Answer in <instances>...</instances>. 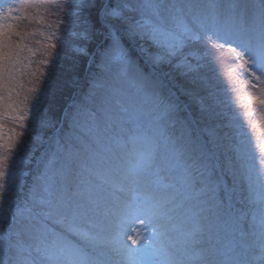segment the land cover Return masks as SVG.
Returning <instances> with one entry per match:
<instances>
[{"label":"snow or ice","instance_id":"6c2138e0","mask_svg":"<svg viewBox=\"0 0 264 264\" xmlns=\"http://www.w3.org/2000/svg\"><path fill=\"white\" fill-rule=\"evenodd\" d=\"M28 7L35 5L0 0V34ZM69 7L71 19L58 21L64 25L61 35L71 37L76 54L89 57L90 48L96 50L88 63L100 72L89 99L101 105L110 146L103 154L93 151L82 137L46 121L43 127L52 134L36 138L31 183L23 168L27 155L9 170V156L0 154V264H264V155L238 148L247 195L235 172L229 189L223 180L211 179L198 146V121L185 115L193 108L201 117L208 112L202 70H214L225 53L264 84V0H242L225 11L194 0H74ZM165 68L182 82L169 80ZM124 84L134 92H126ZM248 99L264 105V98L249 94ZM39 103L37 97L33 107ZM4 107L8 111H0V121L7 116L25 127L28 112L19 113L11 102ZM89 115L96 120L95 113ZM260 125L264 133V115ZM22 135L14 129L6 133L0 123V149L19 152L16 137ZM259 148L264 153V144ZM222 188L227 202L218 195ZM236 197L235 203L251 212L250 221L249 211L235 207ZM133 214L150 226L144 242L125 230V217ZM181 217L197 222L192 235L208 236L200 241L207 247L187 259L171 238ZM221 234L231 239L213 245L211 237L219 240Z\"/></svg>","mask_w":264,"mask_h":264},{"label":"rangeland","instance_id":"374dc122","mask_svg":"<svg viewBox=\"0 0 264 264\" xmlns=\"http://www.w3.org/2000/svg\"><path fill=\"white\" fill-rule=\"evenodd\" d=\"M28 2L35 7L24 9L20 13L22 19L12 21L14 27L0 34V97H2L0 111H8L4 106L11 102L19 113H29L28 119L23 121L25 125L23 128L20 127L19 121H14L7 116L0 121L3 123L6 133L11 129H14L16 133H23L22 136L16 137L19 152L13 149L12 153L8 154L0 149V154L9 156L7 160L9 170H12L14 160L21 159V154L22 156L29 154L23 168L29 173L26 177L27 182L31 183L32 176L36 171L35 157L39 155V152L36 151L39 141L36 138L41 137L47 140L52 134L43 127L46 121L55 122L57 128H63L65 133H72L73 137H82L93 151H98L101 154L104 153L106 147L110 146L111 131L101 111L99 101L93 102L89 99L93 77L100 72L96 65L88 63L95 50L89 52L85 71L80 77L81 84L77 88L81 90L80 95L75 98V94L72 93V100L68 102V108L65 107L62 110L58 119L55 115H50L47 108L46 110L45 108L41 109L40 103L33 107L35 99L44 94L46 74L50 71L53 58L60 54L67 59L73 52L72 49L75 45L71 37L61 35L64 25L58 24V21L67 22L71 19L67 13L72 9L66 4L70 6L74 0H28ZM194 2L202 5L216 3L221 6V11H225L228 5L242 2V0H194ZM247 2L251 3L252 0H247ZM57 5L61 6L60 10H57ZM70 27L74 29L75 25H70ZM53 33L56 35L53 36ZM53 43L57 44L55 49L50 47ZM76 55L80 54H75V57ZM80 56L82 60L83 56ZM72 58L74 59V57ZM43 61H47V63H43ZM98 64L99 60H97ZM232 69L236 70L232 71ZM165 71L170 73L168 79L172 80L174 84L179 85L182 82V78L175 71L168 68H165ZM202 75L205 78L206 86L201 94L208 112L204 117H201L199 109L193 108L185 115H190V118H195L198 121V146L203 148L207 157L204 162L208 163L212 169L211 179H221L231 189L233 186L232 173L235 172L239 178V186L244 190L243 195H247L248 182L243 175L246 169L241 168V164L245 161L239 158L240 154L237 149L246 147L256 157L264 155L259 148L260 144H264V133L261 132L260 125L261 116L264 115V105L259 104L257 100L249 101L248 99L249 94L264 98V84L252 80L250 76L243 73L242 69L237 68L227 53L214 70L205 68L202 70ZM122 87L130 94L134 92V89L129 88L127 84ZM10 92L11 101L9 100ZM241 97L243 99H240ZM77 106H79V111H77ZM39 112L43 114L36 122V126L32 116H38ZM249 112L251 115H247ZM90 113L96 114L95 121L90 118ZM114 115L119 114L114 113ZM73 120L76 122L75 128L72 126ZM127 127H131V125H127ZM175 134H180L179 125L175 126ZM20 140H24L26 143L21 146ZM242 140L244 145H241ZM248 162L252 163V161ZM254 163L257 168L261 167L259 159H256ZM218 195L227 202L228 193L223 188ZM236 199L238 197L234 198V203ZM235 207L249 211L245 205L235 203ZM250 220L251 212L249 211ZM176 224L177 229L171 232V238L185 252L186 259L207 247L200 243L202 239H208L207 235L203 237L192 235L198 227L195 220L181 217L176 221ZM124 227L131 235L138 237L141 242H144L145 238L151 234L150 226L142 224L134 214L125 217ZM229 239H231L230 236L224 237L221 234V239L218 240L213 235L211 242L213 245H217L227 243ZM248 241L251 243L253 238L248 237ZM126 243L133 248L138 247V245H132L130 240H127ZM191 264H196V261L192 260Z\"/></svg>","mask_w":264,"mask_h":264},{"label":"trees","instance_id":"16d2710c","mask_svg":"<svg viewBox=\"0 0 264 264\" xmlns=\"http://www.w3.org/2000/svg\"><path fill=\"white\" fill-rule=\"evenodd\" d=\"M66 6L69 7V4H66ZM90 49H92L90 52L95 50V48ZM70 54L69 58L74 57V59L68 60L69 58L66 59L60 54L55 58L51 57L53 60L50 71L46 74L47 79L44 83V94L42 97H39L41 98L40 108H45V110L47 108L48 113L53 116L55 115L57 119L61 115L62 110L65 107L66 109L68 108V102L72 100V93L73 95L75 94V98L80 95L79 92L81 90L77 88L81 84L80 77H82L87 63V57L83 56L81 60L80 55H76L75 57L76 53L72 52ZM73 64H75V67H73ZM42 114V112H39L38 121ZM34 125H36V122ZM20 157L22 158L24 156L21 154Z\"/></svg>","mask_w":264,"mask_h":264}]
</instances>
